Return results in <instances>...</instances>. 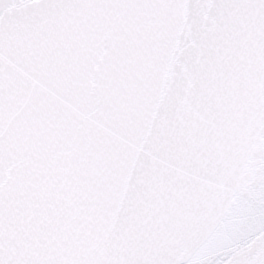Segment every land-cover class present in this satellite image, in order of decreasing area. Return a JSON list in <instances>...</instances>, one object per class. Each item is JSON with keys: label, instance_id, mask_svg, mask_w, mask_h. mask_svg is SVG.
I'll use <instances>...</instances> for the list:
<instances>
[{"label": "snow or ice", "instance_id": "snow-or-ice-1", "mask_svg": "<svg viewBox=\"0 0 264 264\" xmlns=\"http://www.w3.org/2000/svg\"><path fill=\"white\" fill-rule=\"evenodd\" d=\"M0 264H264V0H0Z\"/></svg>", "mask_w": 264, "mask_h": 264}]
</instances>
